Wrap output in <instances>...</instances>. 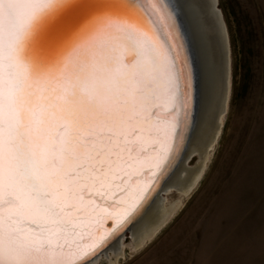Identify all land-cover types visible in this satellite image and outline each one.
Masks as SVG:
<instances>
[{
  "label": "snow or ice",
  "instance_id": "1",
  "mask_svg": "<svg viewBox=\"0 0 264 264\" xmlns=\"http://www.w3.org/2000/svg\"><path fill=\"white\" fill-rule=\"evenodd\" d=\"M203 9L162 5L164 48L132 0H0V264H68L148 211L196 125L181 15L198 26ZM199 59L211 80L202 33Z\"/></svg>",
  "mask_w": 264,
  "mask_h": 264
},
{
  "label": "rangeland",
  "instance_id": "2",
  "mask_svg": "<svg viewBox=\"0 0 264 264\" xmlns=\"http://www.w3.org/2000/svg\"><path fill=\"white\" fill-rule=\"evenodd\" d=\"M217 3L227 28L231 84L206 170L189 197L169 189L152 199L178 210L151 242L132 250L130 226L121 239L122 258L113 261L106 249L96 264H264V0ZM198 161L192 155L184 167Z\"/></svg>",
  "mask_w": 264,
  "mask_h": 264
},
{
  "label": "bare ground",
  "instance_id": "3",
  "mask_svg": "<svg viewBox=\"0 0 264 264\" xmlns=\"http://www.w3.org/2000/svg\"><path fill=\"white\" fill-rule=\"evenodd\" d=\"M145 2L147 6L149 5V9L159 20L160 26L166 37V47H168L170 43V37L165 27V21L161 18L159 14V8L165 3L170 6H174V4L172 3L173 1L149 0V2ZM199 23L201 25L199 36H201L202 33L205 38L212 39L216 43L218 50V64L211 80L208 79L205 71L202 73V78L200 82L202 92L200 94L199 112L196 117L195 128L192 132V135L190 134L191 137L189 135L186 140V143L188 141L189 142L184 152V138L179 140L175 156H177V153L181 151L183 152V154L185 153L183 155L184 158H182L180 162L176 161L174 163V166H176L173 167L172 172L169 174L170 177L168 176L169 178L166 179L164 187L162 189V191L165 192H168L169 189H175L183 195L182 198H187L190 196V194L198 185L202 175L204 174V171L206 170V163L210 160L215 144L221 133L224 119L223 117L228 109V101L230 95L231 83L229 49L226 46V49L224 50L223 54L220 51L221 35L223 37V40L226 42L223 27H221L222 30L219 33L218 28L214 24L212 14L209 11V7L207 6H204L203 16L201 17ZM183 30L188 36V31L186 30L184 25ZM189 47L190 52L192 54V49L194 48V46L190 41ZM192 155H196L199 159L197 166L193 169L185 168V161H187L188 158L190 159ZM143 178L149 179V177L147 176ZM159 185L160 183H157L155 189L158 188ZM176 207L177 208L171 210L166 207H161L159 197L154 200H151L148 204V211L142 216H140L136 220V222L131 226L130 233H132L133 238L132 242L129 244V246H131V249L138 250L147 245L149 242H151L157 236L160 230L164 229V226L167 225L170 218H172V216L174 215L173 213L178 210V205H176ZM94 239L95 237L86 236L82 241H79L81 249H84L88 245H92ZM121 239L107 249V251L114 256L113 261L115 262H117L119 258H122L124 253V244L121 242ZM78 253L79 250L76 251V255ZM104 254L105 253L100 254L94 260H91L86 264H96L100 259L101 255Z\"/></svg>",
  "mask_w": 264,
  "mask_h": 264
},
{
  "label": "water",
  "instance_id": "4",
  "mask_svg": "<svg viewBox=\"0 0 264 264\" xmlns=\"http://www.w3.org/2000/svg\"><path fill=\"white\" fill-rule=\"evenodd\" d=\"M145 1L149 2V0H132V2L136 5V7L140 10V12L145 17L149 27L153 30L154 34L157 36L158 40L161 43V46L164 48H167L166 47V42H167L166 37H165L163 30L160 26V22L155 17V15L152 13V11L149 9V7H148L149 5L147 6ZM171 1H173L172 3L174 4V6L179 5L182 7L183 0H171ZM108 2L110 4V6L113 8H119L120 7V0H108ZM202 3H204V6L209 7V11L212 14L214 24L218 28L219 33L222 30L221 27H223L225 39H226V42H225L223 40L222 35H221V37H220V51L223 54L224 50L226 49V46L229 49V40H228L227 28L225 26L223 16H222L220 10L217 8V4H218L217 0H204V1H202ZM181 22L184 25V27L186 28V30L188 31L189 41L194 46V48L192 49V52H193L192 55H194L193 58L196 59V55L198 57V61H197V95H196V109H197V114H198L199 103H200V94L202 92V87H201L200 82H201V78H202V73L204 71L206 73V69L204 67V64H203L202 60L199 59V51H200L199 33H200L201 25H200V23L198 26L193 25L189 21V19L183 15H181ZM206 75H207V73H206ZM192 132H193V130H192ZM189 133H190V131L187 132L185 134V137H184L183 152H184V150L188 144V142L186 143V140L189 136ZM179 140L180 139H178V141H177V146L179 144ZM175 152L173 153L172 158L168 161V164H167L166 168L164 169L163 173L157 178L156 184L160 183V185L156 189H155L156 184L153 185V190H152L153 192H151L149 194L151 196L150 201L153 199V196L155 197L156 194L163 189L166 179L168 178L169 174L172 172L173 167H175L174 163L176 161H179L180 157L183 154V152L180 151L177 153L178 155L175 156ZM150 201H149V203H150ZM129 227H127V228L118 227L111 235L106 237L99 244V246L95 247L94 249L91 247V245L86 246L84 249H80L79 253L77 255L75 254L74 257L68 258V264H86L87 262L90 261V259H93V257L99 255L100 253H103L106 249H108V247L113 245L114 242L117 241L119 237H121V235H123L124 233L127 232Z\"/></svg>",
  "mask_w": 264,
  "mask_h": 264
}]
</instances>
